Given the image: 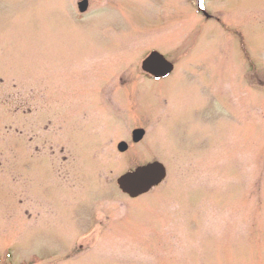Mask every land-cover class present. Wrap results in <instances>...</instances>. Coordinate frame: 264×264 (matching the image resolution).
I'll list each match as a JSON object with an SVG mask.
<instances>
[{
	"label": "rangeland",
	"instance_id": "374dc122",
	"mask_svg": "<svg viewBox=\"0 0 264 264\" xmlns=\"http://www.w3.org/2000/svg\"><path fill=\"white\" fill-rule=\"evenodd\" d=\"M79 1L0 0V264H264V0Z\"/></svg>",
	"mask_w": 264,
	"mask_h": 264
},
{
	"label": "water",
	"instance_id": "95a60500",
	"mask_svg": "<svg viewBox=\"0 0 264 264\" xmlns=\"http://www.w3.org/2000/svg\"><path fill=\"white\" fill-rule=\"evenodd\" d=\"M89 7L88 0H82L78 3L80 12H86ZM144 72L155 78L167 77L174 70V64L165 58L158 51H152L142 62ZM146 134L143 128H136L132 131V141L140 142ZM118 149L125 152L128 144L122 141L118 144ZM167 176V169L160 161H153L136 167L128 171L117 179L120 190L131 198H137L148 193L154 187L160 185Z\"/></svg>",
	"mask_w": 264,
	"mask_h": 264
},
{
	"label": "flooded vegetation",
	"instance_id": "af4514ba",
	"mask_svg": "<svg viewBox=\"0 0 264 264\" xmlns=\"http://www.w3.org/2000/svg\"><path fill=\"white\" fill-rule=\"evenodd\" d=\"M174 69H175V65H174ZM173 71H174V70H173ZM173 71H172V73H173ZM172 73H171V74H172ZM171 74H170V75H171ZM170 75H169V76H170ZM167 77H168V76H167ZM167 77H161V78H158V79H163V78H167ZM154 79H155V78H154Z\"/></svg>",
	"mask_w": 264,
	"mask_h": 264
},
{
	"label": "snow or ice",
	"instance_id": "6c2138e0",
	"mask_svg": "<svg viewBox=\"0 0 264 264\" xmlns=\"http://www.w3.org/2000/svg\"><path fill=\"white\" fill-rule=\"evenodd\" d=\"M201 7H203V2H202V0H201Z\"/></svg>",
	"mask_w": 264,
	"mask_h": 264
}]
</instances>
